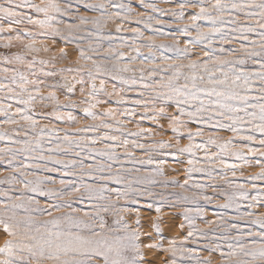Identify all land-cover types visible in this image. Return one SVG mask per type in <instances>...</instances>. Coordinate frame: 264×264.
<instances>
[{
    "label": "snow or ice",
    "instance_id": "6c2138e0",
    "mask_svg": "<svg viewBox=\"0 0 264 264\" xmlns=\"http://www.w3.org/2000/svg\"><path fill=\"white\" fill-rule=\"evenodd\" d=\"M162 2L0 0V264H264V0Z\"/></svg>",
    "mask_w": 264,
    "mask_h": 264
},
{
    "label": "rangeland",
    "instance_id": "374dc122",
    "mask_svg": "<svg viewBox=\"0 0 264 264\" xmlns=\"http://www.w3.org/2000/svg\"><path fill=\"white\" fill-rule=\"evenodd\" d=\"M37 2H39V0H37ZM157 4L159 7H171L172 5L169 4H165L162 2V0H156ZM80 11L83 13L84 9L81 8ZM88 15H93V13H87ZM71 19V18H69ZM133 27L135 25H132ZM125 27H128L127 25ZM179 27V25L176 24H172L171 28H176ZM111 29H114V26H110ZM168 30V29H166ZM122 35H126V36H130L131 33L129 32H125L122 33ZM148 35H151V33L149 32H145V36L147 37ZM172 39L171 37H158L156 39V43H172ZM45 43L49 44V47L52 48V53H49L48 55H52V54H59V50L60 48H64L65 51H67L69 53V59L68 61H65L63 63H57V68L59 67H66L68 66L69 62H75L76 58H77V53L75 52V45H65L63 41H60L58 38L57 40H46ZM83 47H86V42L81 45ZM126 50V49H125ZM142 51L147 54V49H142ZM83 63V62H81ZM110 88V85H109ZM61 99H63V97H61ZM145 127H149L151 126L149 123H145L144 125ZM133 130L134 127H133ZM156 139H164V140H170L171 139V133H168L166 135L163 136H157L155 137ZM182 143H186V141H182ZM139 154V153H138ZM183 159V158H180ZM168 163L166 165H164V169H165V176L164 177H159L158 179L163 180L165 178H169V179H176L179 180L181 183L183 182V180L186 178V174L184 172V168L186 167V165H181L178 163H175L173 161V159L171 157L168 158ZM244 173H245V177L249 176V175H254L257 172L260 171V169L258 167H245L244 169ZM229 177L231 178V174L229 173ZM194 178L196 179H200L199 175L197 174ZM239 179L241 181L244 180V178L239 177ZM261 183V182H258ZM154 191L156 193H170V192H174V191H181L179 188L173 187V186H169L168 188H162L160 186H157ZM209 193H211V189L208 190ZM152 198L150 197H144L141 200V203L139 205V209H140V217H141V223L144 225V231H151L150 229V223L152 220H154L157 217V213L155 212V205L153 206V208L151 210L148 209L147 207V201L151 200ZM159 198H156V203H159ZM224 201L222 199H218L214 204L212 205H207L206 206V213H207V217L208 218H213L212 213L214 211H217L218 209L216 208V204L217 203H223ZM181 211V209L179 208H168L167 206L162 207L161 213L159 214L162 217V231L163 234L165 236L171 237V236H177V235H183V233H181V231L179 230V228L177 227V225L179 223H181V218L178 216V213ZM197 224L200 227H204V225L197 220ZM186 231V230H185ZM195 247V245H190ZM201 256H207L208 253L206 252H201L200 253ZM167 257V254H159V253H148L147 258L151 259L154 264H160V261L163 260L164 258Z\"/></svg>",
    "mask_w": 264,
    "mask_h": 264
}]
</instances>
